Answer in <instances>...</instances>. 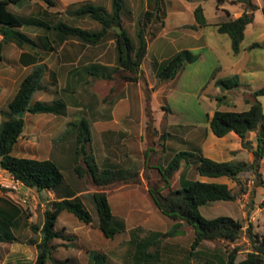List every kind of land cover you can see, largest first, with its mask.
Segmentation results:
<instances>
[{
  "label": "rangeland",
  "instance_id": "374dc122",
  "mask_svg": "<svg viewBox=\"0 0 264 264\" xmlns=\"http://www.w3.org/2000/svg\"><path fill=\"white\" fill-rule=\"evenodd\" d=\"M54 1V6L41 0H26L9 7L24 19L36 17L51 20L49 22L63 20L71 25L97 31L102 28V24L90 15H78L76 9L85 3H92L101 5L107 13H112L114 5V0ZM197 1H163L165 13L161 16H166L165 23L163 26H150V32L156 31L157 36L149 41L148 54L142 66L143 78L138 82L126 81L120 75L116 79L89 78V82H86L79 80V75L77 77L75 74L91 63L108 66L117 64L113 32L116 26L97 45H89L77 39H68L57 45L53 42V30L45 31L43 27L28 24L20 27L21 31L34 38L39 45L42 44L40 37L47 35L52 45H55V50L45 49L43 46L37 49L20 47L14 42L4 41L0 34V109L4 111L0 110V126L6 119L5 111L22 79L33 69L23 65L30 62L28 58L23 57L20 61L22 51L35 52L37 63L43 62L45 65L42 87L36 92L33 103H51L58 99L66 103L64 114L24 113L25 129L13 151L16 156L57 160L64 168L65 184L81 192V200L92 213L93 222L90 224L71 212L61 213L57 228L70 236L68 239L56 240L58 250L55 256L59 260L69 259L67 264H86L90 251L96 250L109 256V264H135L137 244L153 231L167 232L174 223L172 218L157 208L148 192L151 184L165 185L160 169L164 171L177 152H194V156H187L189 160L183 161L171 187H165L164 192L179 188L181 175L189 180L199 179L197 160L202 152L197 148L201 147L202 140L192 139V135H205L207 128L211 131L208 118L217 109L234 110L236 104L237 110H240L245 105V99L249 95L248 88L237 86L224 89L216 84L218 79H229L236 73V68L231 65L238 57L231 52V48L229 51L225 49V45L221 63L207 50H197L194 52L202 54V59L192 64L187 63L177 80L159 81L157 78L161 62L179 48L177 41L184 35L182 33L197 34L194 14ZM119 2L122 5L123 26L137 47L140 20L147 10L154 9L156 0ZM204 6L208 18L228 20L242 12L240 5L229 2L224 5L229 14L227 11L217 10L216 0L205 2ZM257 25L263 29L262 23L258 22ZM260 52L264 53V50L260 48L253 52V56L257 57L253 64H257L258 70L264 68V55H258ZM245 55L250 56L248 53ZM237 79L240 81L239 77ZM261 84L254 83L253 86ZM224 95L226 98L218 100V97ZM114 109L118 125H122L121 129L125 133L119 131L118 127H114L117 131L113 133L104 126L113 119ZM84 118L89 121L91 131V141L84 144L87 151L96 158L99 167L139 168L141 171L139 183L119 185L107 190L115 214L127 224V230L113 239L106 238L99 228V215L90 197L97 188L89 180L81 179L74 171L77 128L71 123H79ZM192 128L197 132L192 133ZM244 157L247 158L248 154ZM79 160L85 165L82 156ZM262 171L264 177V164ZM221 179L227 181L235 192L240 191L241 185L238 182L227 177ZM241 180L247 185V192L241 193L235 201L208 202L201 206V214L206 218L232 216L241 221L245 229L252 225L254 232L264 234V186H255L252 171H244ZM9 195L0 187V196L13 198L15 201L26 194L21 191L14 197L11 193ZM27 196L28 201L20 203L27 217L24 216L14 230L17 240L3 243L0 249V253L12 254L17 264L35 263L38 251L33 243L40 239V233L33 227L42 226L44 211L54 199L48 190L39 192L30 189ZM194 238L193 227L185 226L179 235L163 239L160 244L151 248L156 254L154 264H209L212 259L216 260L215 254L225 257L234 247H240V260L251 248L250 239L244 235L233 244L204 241L197 250H193Z\"/></svg>",
  "mask_w": 264,
  "mask_h": 264
},
{
  "label": "trees",
  "instance_id": "16d2710c",
  "mask_svg": "<svg viewBox=\"0 0 264 264\" xmlns=\"http://www.w3.org/2000/svg\"><path fill=\"white\" fill-rule=\"evenodd\" d=\"M23 1L26 0H0V34L4 41L14 42L20 47L30 46L37 49L39 46H43L45 49L53 50L56 48L47 35L40 37L42 44L39 45L34 38L21 31L20 27L26 24L43 27L45 31L53 30L55 33L53 42H56L57 45L63 44L68 39H77L89 45H97L108 37L114 26L122 28L121 32H118L117 28L113 31L117 64L108 66L102 63H91L81 70H77L76 76L79 75V80L82 79L86 82H89V78L116 79L118 75L126 81H140L143 78L142 66L148 54L149 41L157 36L156 31L150 32V26H163L166 19V16L165 18L161 16L165 13L164 0H156L154 9L147 10L140 20L139 42L135 47L132 37L123 26L122 5L119 0H114L112 13H107L103 6L92 3H85L76 9L78 15H90L102 24V28L97 31L71 25L63 20L49 22L51 20L36 17L24 19L9 7L11 4H19ZM41 1L50 6L55 5L54 0ZM216 2L217 8H221L229 2L240 5L244 9V12L239 16L219 23V32L230 36L233 53L238 55L245 39V30L254 21L255 11L260 6L256 0H216ZM196 12L200 17L203 8L198 7ZM227 12L229 14V11ZM257 47L264 48V40L254 42L249 48ZM25 58L30 60L29 63L34 62L36 65L22 79L5 111L6 119L0 126V168L8 170L28 188L36 189L39 192L55 191L56 199L48 203L44 211L42 226L33 227L40 233V239L33 243L38 251L34 264H49V262L67 264L69 259L61 261L55 256V252L58 250L56 240L68 239L70 236L57 228L59 216L62 212L68 211L87 224L93 222V216L81 200L80 195H77L81 192L79 190H75V192L69 184H65L64 168L57 160L13 154L25 129V118L20 116L22 110L24 113L33 114H64L66 112V103L61 99L51 103L43 101L33 103L36 92L42 87L45 65L38 64L36 56L31 59L27 55ZM196 60L197 56L192 51L181 50L159 65L156 73L157 78L159 81L173 80L187 63ZM120 71L128 73L121 74ZM237 77L235 75L229 79H218L216 84L224 89H232L240 85ZM261 96H264V86L256 89L246 98V102L250 105L247 110L217 109L209 121L212 132L218 137L235 133L242 148L253 153V160L217 161L202 153L197 160V171L201 176L227 177L241 185L240 191L235 192L229 184L224 182L182 178L179 188H171L168 192H164L165 187H171L172 180L181 168L183 161L194 156V153L188 151L177 152L165 170L160 169L165 185L151 184L148 188L149 195L157 208L172 218L174 223L167 232L153 231L150 236L137 244L135 264H154L153 260L156 258V254L151 251V248L160 244L165 238L179 235L185 226H191L194 229L193 250H197L204 241H224L227 244H233L244 235L250 239L251 248L246 252L244 258L238 259L240 247H234L228 251L225 257L215 254L216 260L212 259L208 262L209 264H264V234L254 232L252 225L245 229L244 224L232 216L222 215L206 218L200 211L201 206L208 202L235 201L241 193L247 192L248 187L241 180V174L244 171L253 172L255 186H264L262 171L264 164V106L260 100ZM224 98L226 95L218 97V100L222 101ZM71 125L77 128L74 171L81 179L89 180L97 188L90 194V197L99 215V228L106 238L113 239L127 230V224L123 218L114 214L107 190L119 185L139 183L141 171L139 168L99 167L96 158L87 151L84 144L91 141L89 121L84 118L79 123L75 122ZM251 133L255 134L252 139ZM81 156L84 158L85 165L81 164L79 160ZM4 191L9 195L8 189H4ZM24 216L27 217L19 202L13 198L0 196V244L12 243L17 240L14 230L18 228L19 222ZM86 264H109V256L104 252L92 250Z\"/></svg>",
  "mask_w": 264,
  "mask_h": 264
},
{
  "label": "crops",
  "instance_id": "0c3cea01",
  "mask_svg": "<svg viewBox=\"0 0 264 264\" xmlns=\"http://www.w3.org/2000/svg\"><path fill=\"white\" fill-rule=\"evenodd\" d=\"M207 1H210V0H198L197 5H196L195 10H194L195 21H196L195 26L198 27L197 34L195 35V34H190L187 32L182 33L184 35H181L180 40L177 41L179 43V48L176 50L175 53H177L181 50H184V49H189L190 51H192L197 56L196 61H198V60L202 59L203 55L202 54H196L194 51L207 50L208 52L213 54V56L218 60L219 63H221L222 57H223V51H224L223 45H225V49H227L228 51L231 48L230 50L233 53L232 42H231V38L228 34H223V33L219 32V23L224 21V20L220 19L219 17L218 18L206 17V14H205L206 8L204 6V3ZM262 1L263 0H256V2L259 4L260 8L255 11L254 21L252 23H250L245 30V39L241 44V51L238 55H236L238 57L237 61L232 63L233 65H231L232 67L236 68V73L234 75H236L240 78L239 87H241V88L246 87L249 89L248 97L252 94L253 91L264 86V68L261 70H258L259 67L257 66V64H253L257 58L256 56H253V54H254L253 52H255L257 49H260L262 47H257L254 49L249 48L254 42H262L264 40V26H263V29H260V27H258V25H257L258 22L260 24L262 23L264 25V12H263L264 2H262ZM198 7L203 8V12L200 13V17L198 15V13L196 12V9ZM217 10L228 11V10H226L224 5L221 6V8H217ZM243 12H244V9L242 8V12L240 14H242ZM216 14H217V12H216ZM240 14H238L237 16H239ZM237 16H235V17H237ZM235 17H233V18H235ZM226 36H228V37H226ZM202 37H205V39H202ZM252 37H254V38L252 40H249V38H252ZM228 38H230V41ZM262 49L264 50V48H262ZM247 53L250 54L249 57H246L245 54H247ZM32 54L34 55L35 52L29 53L27 51H22V53L20 54V61L23 57H27V55L32 59V57H33ZM244 55H245V57H244ZM258 55H264V53L260 52ZM196 61H194V62H196ZM194 62H192V63H194ZM40 63H43V62H40ZM23 65L26 68H28V67L34 68L36 63L32 62L29 64H23ZM186 66L187 65H185V67L181 70V72L178 74V76L174 80H177L178 77L181 76V74L186 69ZM254 83L255 84L256 83H262V84L260 86L255 87V86H253ZM260 100L262 101L263 106H264V96H261ZM245 102H246V99H245ZM235 105L236 104H234V107L237 110ZM249 107H250V105L246 102L245 105L243 106V108H241L238 111L247 110ZM128 114H127V116H128ZM213 114H214V112L211 114V116H209L208 121H210V118L213 116ZM112 115H113V119L104 124V126L106 127V130L107 129L111 130L114 133L117 131L114 127H118L117 129L119 131H122L123 133H125L121 129L122 125H118L119 120L117 117L116 109L113 110ZM97 123L98 122H96V124ZM192 127H194V126H192ZM210 130H211V128H210ZM190 131L192 133L197 132L193 128L190 129ZM211 132H212V130L209 131V129L207 128L205 135L200 136L197 133L192 135V139L196 138V139L202 140L201 147H198L197 149H201V152L204 156L210 157V158L217 160V161H230V160L252 161L253 160V157H254L253 153L251 151H248V150L242 148L241 142L235 133H229L226 136L218 137L213 132L212 133ZM212 134H214V135H212ZM213 136H216L218 138H215ZM254 136H255V134L251 133V139L254 138ZM192 153H194V152H192ZM246 153L248 154L247 158L244 157V155ZM182 178H183V175H181V177L179 179L180 184H181ZM221 178H223V177L211 178V177H206V176L200 175L199 179L203 180V181H216V182L227 183V181H224ZM73 191H75V190H73ZM48 192L51 196H53L54 199H56L55 191L48 190ZM77 195H80V193H78ZM111 205H112V203H111ZM112 208H113V206H112ZM113 212H114V209H113ZM114 214H115V212H114ZM2 246H3V244H0V249L2 248ZM0 264H17V260L16 259L14 260L13 255L10 253H5V254L0 253Z\"/></svg>",
  "mask_w": 264,
  "mask_h": 264
},
{
  "label": "built area",
  "instance_id": "2783aa9c",
  "mask_svg": "<svg viewBox=\"0 0 264 264\" xmlns=\"http://www.w3.org/2000/svg\"><path fill=\"white\" fill-rule=\"evenodd\" d=\"M0 187L3 189H8L9 193H11L13 197L15 194H19L21 191L22 193H25L26 195L24 197L16 198V201L21 204L26 203L29 199L27 195L28 190H30L31 188L25 186L20 180H17L8 170L2 168L0 169Z\"/></svg>",
  "mask_w": 264,
  "mask_h": 264
},
{
  "label": "water",
  "instance_id": "95a60500",
  "mask_svg": "<svg viewBox=\"0 0 264 264\" xmlns=\"http://www.w3.org/2000/svg\"><path fill=\"white\" fill-rule=\"evenodd\" d=\"M114 27H115V26H114ZM117 30H118V32H121V31H122V28H121V27H117ZM23 115H24V111L22 110V111L20 112V116L23 117ZM0 165H1V163H0Z\"/></svg>",
  "mask_w": 264,
  "mask_h": 264
}]
</instances>
